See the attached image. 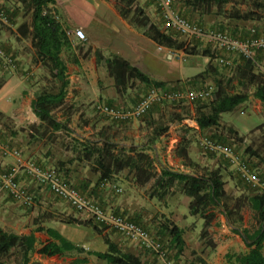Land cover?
Returning a JSON list of instances; mask_svg holds the SVG:
<instances>
[{
  "label": "trees",
  "instance_id": "16d2710c",
  "mask_svg": "<svg viewBox=\"0 0 264 264\" xmlns=\"http://www.w3.org/2000/svg\"><path fill=\"white\" fill-rule=\"evenodd\" d=\"M18 1L22 10H24V13L28 15V19L21 22L18 25L17 30L22 36L30 38L31 46L35 52L33 61H39L41 65L49 67V75L51 79H54L57 82L56 86L52 89L43 88L36 90L32 100L33 112L39 120V124L35 127L36 132L41 137L47 136V138L53 139L57 132L70 131V127L68 126L70 106L65 100L69 80L65 73V64L60 57L61 49L67 41L66 31L61 28L56 19L50 13L51 5H53L56 0ZM230 1L231 0H179V6H176L175 2L172 0V5L178 10L183 18L193 22L192 17L194 14L200 15L209 12L212 9H214L215 15H223L225 13V5L230 3ZM251 3L256 10L264 8V0H251ZM0 9L4 12L9 22V24L0 25L11 27L13 25V16L16 13L14 10L12 11V9L3 7L2 5H0ZM117 10L129 24L139 29L143 35L152 39L159 47L178 49L187 54L200 53L203 56L208 57L210 62L206 69L194 75L190 79V82L204 81L210 70L214 71L213 69H216L215 65L212 66L213 60L217 65L222 66L217 62V58L224 57L221 56V54L225 53V50L212 49L210 45L202 50L195 48V46L188 48L174 33L160 30L159 27L148 18L143 11V8L138 5L136 0H119ZM256 10L241 12L237 8H232V10L227 12V17L236 20H257V16H254ZM195 24L202 26L198 21H196ZM218 30L226 32L232 37L239 39L251 37L250 29L242 36H237L233 29L232 32H229L220 26ZM260 34L264 33L255 28L254 36ZM1 48L3 51L5 50L3 49L4 47ZM261 51L264 50L256 49L253 53ZM96 60L97 62L100 60L104 62L108 71V76L113 79L115 89L119 92L127 89L133 81L142 83L146 87L145 92L151 87L169 90L179 89L176 88L174 84L150 78L138 68L132 66L128 61L119 57L113 56L112 58H104L97 53ZM240 62V76L245 80V82L240 80V84L251 86L252 96L264 104V73L255 72L253 54L250 59L241 56ZM14 64L16 68L15 60ZM223 66L225 68L231 67L224 64ZM1 67L5 70L7 69L3 65ZM4 75H6L5 72ZM214 81V86L210 91V97H207L209 98L208 102L198 103L207 98L193 101L198 104L195 106L192 119L201 131L208 128H217L220 123L221 115L225 112L232 111L244 103L249 96L248 92L244 91L229 92L226 85L232 81L231 79L221 81L219 78L214 77ZM4 82L5 77L0 75V87ZM104 104L113 106L111 103ZM154 106H152L145 114H151L153 111H157L156 108L153 109ZM59 111H61V115L58 116ZM0 116L3 118L5 117L1 112ZM60 116H63L64 118H60ZM181 119L182 117L178 114H173L171 117L173 122L180 121ZM115 121L117 122L119 120ZM120 122L125 123L129 122V120ZM148 125L151 127L149 138L146 144L142 146L134 144L122 145L118 141H114L112 136L109 135L106 130H99L98 132L93 133V136H73L71 156L66 160H59L55 165L51 166L58 170L60 177L64 181L74 186L83 196L91 200L94 199L91 197L90 193L96 195L97 191L99 192V190L110 184L116 176L122 173H125V176L130 177L136 185L145 189L150 198L156 197L159 201H162L165 200L167 196L176 193L185 195L189 198L188 213L203 220V226L200 231V236L203 237V239L208 234V228L217 219L218 213L225 216L226 222L231 226V231L240 235L246 250L239 253L227 252L224 256L227 264H264V193H260L245 184L233 170L238 181L246 186L250 193L232 197V195L225 189V180L219 166L209 168L192 160L188 155V145L184 140L185 138H182V143L178 145L176 154L180 157L184 168H187L188 171L174 169L161 163L157 166L156 158L152 156L147 149H150L151 144H153L162 134L166 133L168 126L158 122V120H152ZM6 128V131L15 133V131L10 130L8 125ZM229 130L235 138L234 140L243 141L239 136L240 134L238 131L232 128H229ZM0 137L5 143L11 145L10 140L7 141L6 137L4 138L1 132ZM208 137L215 141L231 145L237 151L233 144L234 141L224 142L215 135ZM246 150L252 155H256V152L251 150L250 147L246 148ZM213 153L214 152H212V154ZM221 156L226 162H228L222 154ZM244 158L247 159V162H249L252 167L264 166V164H259L257 161L251 160V157ZM73 162H75V166L79 167L82 164L86 169L88 168L90 170L89 172L97 174L95 184L89 193L86 192L88 188L87 183H81L80 185L71 183L64 166L66 163ZM36 163L45 166L41 163ZM228 164L230 165L229 162ZM8 196L14 200L10 195ZM94 201L97 202L96 200ZM97 204L103 209H106L103 203L97 202ZM244 206H248L254 212L257 226L252 230L241 227L243 222L242 208ZM111 211L129 218L145 228L151 236L161 244L167 257L171 259L174 264H209L205 258L200 255L193 260H181L185 251V243L182 235L183 228L179 227L173 220L165 218V220L157 226L155 233H153L148 230L138 217H129L123 213L113 210ZM61 221L77 225L91 226L97 234L101 235L107 246L106 251H90L89 253L103 260L105 264H147L139 255L130 251L121 250L117 243L113 242L103 234L102 229L91 218L83 220L71 215ZM36 230H43V228L37 226ZM46 231L51 237L56 239L57 242L50 241L36 249L35 237L32 233L28 235H20L14 232L4 231L0 228V256L16 253L20 255V261L22 264H26L29 261L30 253L34 251L43 256H52L55 254H61L64 251L81 249L79 246L61 236L57 231L51 228L46 229ZM140 247L148 250L142 246ZM173 250L174 254L172 253ZM148 251L152 254V258L159 264L156 255L152 251Z\"/></svg>",
  "mask_w": 264,
  "mask_h": 264
},
{
  "label": "rangeland",
  "instance_id": "374dc122",
  "mask_svg": "<svg viewBox=\"0 0 264 264\" xmlns=\"http://www.w3.org/2000/svg\"><path fill=\"white\" fill-rule=\"evenodd\" d=\"M173 1L175 2L176 6H179V0ZM150 3L152 2L150 1ZM0 5L12 9V11L14 10V12L16 13L13 16L14 18L12 27L0 25V49H2L1 47H3L5 43L4 41L9 40V38H28L22 36V34L17 30L18 25L24 20L28 19V15L24 13V10H22L18 0H0ZM232 8H237L241 12L254 9L256 10V8L252 6L251 0H231L230 3L225 5V13L220 16L221 20L219 21L221 25H218L216 28L206 27L204 25L202 26L211 29H218L221 26V28L223 27L229 32H232V27H230V25L233 24V21L224 20L228 18L227 12L232 10ZM254 16H257V20H259L260 18L264 19V8L256 10ZM192 21L196 23L195 16L192 17ZM162 25L166 31L174 33L179 40H182L188 48H190L191 46H195V48L202 50L204 48H207L208 46L203 41L182 35L168 26L165 27L164 22H162L161 20V26ZM252 27L259 29V25L253 22H250L244 28H246V31H249V29ZM65 31L70 30L67 29ZM86 36L87 38H89V35ZM171 50L173 53L177 54L176 58L181 60V63L183 65L186 63L188 64V66H191L193 68L189 69V76L187 78L183 80H177L171 83L174 84L176 88L184 90H194L199 88L212 90L215 82V77L219 78L221 81H225L226 79L232 80L229 84L227 83L226 85V88L229 92H248L250 96L248 98V102H246V104L244 103L243 105H239L232 111L223 113L220 117V123L217 128H208L202 131H188L189 127L185 122V124L183 123L184 125H182L181 127L177 129L173 128L171 132H175L176 136L180 134H183V137L186 136L184 140L185 142H187L188 152L190 153L192 158L196 160L197 163L209 168L219 166L223 173V178L225 180V189L228 193L232 195V197L249 194L250 191L246 188V186H244L240 181H238L232 167L228 164V162H226L222 158L221 154L215 152L212 154V152L210 151H203V149L199 146V140L201 137L215 135L224 142L234 141L233 144L242 156L249 158L251 157V160H255L259 164H264V104L260 103L252 96L251 86L247 84H240V80L245 82L244 78L240 76L239 72V70H241V66L239 65L241 63L238 62L241 60L240 54L227 51L225 53H222L221 56H224L228 60H230V68L219 66L213 60L212 66L215 65L216 69H213L214 71L210 70L209 74L206 75V79L204 81L190 82V79L197 74L196 73L193 75V70L201 69L202 71L206 69L207 65L210 62L209 58L203 56L200 53L187 54L182 50H180L179 53L174 51L178 49ZM263 54L264 51L253 53V61L255 62L254 70L257 73H264ZM30 61L31 63L33 62L32 58L29 56L25 58V62L23 64H18L19 61L16 59V68H7L6 70L1 67L2 65L0 63V75H3L5 77L4 72L6 73V75H8L9 73L18 72L25 76V71L28 73L27 79L29 80V86L34 89V92L43 88H54L57 82L56 80L51 79L49 73H47L48 71H45L43 73L41 72L39 74H30L29 72L32 70V68L28 67L29 69H22V67L24 68L26 65L29 66ZM179 76L180 73L177 69V65L173 64V71L167 76V79L174 80L177 79ZM38 82L39 84L36 85ZM97 84L102 90L105 89L104 91L108 94H111L112 88L114 89L115 87L113 79L106 74L97 76ZM125 90H123L124 92H126L125 99L117 103H111L113 106L121 109L130 108L145 93L146 87L138 81H133L132 83H130V86L127 88V90ZM116 92L119 91L116 90ZM208 99L209 98L201 100L198 103H206L208 102ZM5 102H0V109H2V111L5 110ZM97 103L106 102L90 101L86 105H70V118L68 123L70 131H60L55 133V137H53V139L47 138V140L53 144V147L56 149V151L59 149H65L69 150V154H72L71 147L73 136H93V133L98 132L99 130H106V132H108L109 135L112 136V139L114 141H118L122 145L134 144L142 146L146 144L150 134V129L148 126L149 122H152V120H158V122L167 125L169 130V128L172 126L170 124L175 122L171 120L173 114L180 115L182 119H192L195 111V106L198 104L196 102H187L184 100L166 101L161 104H157L158 106H154L153 109L156 108L157 111H153V113L151 114L147 113L137 119H131L129 120V122L122 123L120 121L116 122L115 120L110 119L109 117L100 113L96 108ZM59 115H61V111L58 112V116ZM60 118L64 117L60 116ZM7 125H12L11 120L0 116V132L4 138L6 137V140L8 141L7 134L9 131H6ZM13 126L14 125H12V127ZM235 126L241 130L238 133L240 134L239 136L243 139V141L234 140L235 138L233 137L229 128L235 130ZM168 130L166 131V133L162 134L153 144H151L150 149L147 147V150L152 156L155 157L153 153V145L155 144L159 152L157 154V158L155 157L157 160V166L159 165V163H161L168 167L179 169V165L183 164L180 157L176 154V149L178 145L182 143V138H175L176 140L174 141L170 138L166 139L165 137L170 136L171 134L167 133ZM10 146L16 147L12 143ZM248 147H250L251 150L255 151L256 155H252L249 151H247L246 148ZM0 156L3 158L6 157L1 154ZM167 156H169V158H167ZM169 161L171 162V165L168 164ZM7 165L3 166L9 167L11 163H7ZM87 171L90 170L87 168ZM3 172L0 173V176ZM90 175L93 181H96L97 174L91 173ZM18 181L33 195V204L28 207L21 206L20 204L12 200L6 193L0 192V200H3V202H5L6 208L11 210H23L25 213H27V215L30 213L32 214L34 212L33 215L30 214L29 218V220L33 222H43L44 219L62 220L71 215L79 217L83 220L89 219V217H87L83 213L75 211L66 202H63V200L57 199L52 195L45 197V202L48 201L49 206H51L50 209H43V207L39 206L40 203H35L36 195L39 191L40 186L32 182L27 175L19 177ZM114 186L119 187L121 191L116 192L114 190ZM100 191L102 192L100 198L104 199V201L101 203H103L105 208L123 213L124 215H127L129 217L137 218V215H139L143 218L144 225L148 228L150 232L155 233L157 226H159V224L163 222L165 218L168 217L174 222L177 221L181 225L184 224V228L185 230H187V234H185V251L183 256L181 257V260H193L196 259L199 255L204 257L205 260L210 258L214 259V257L220 255L222 250H224L227 239L231 240V242L233 241L231 238L228 237L230 236V233L233 232H231L230 228H224L223 224H226V218L223 214L220 213H218L217 219L208 228V234L203 239V237L200 236V231L203 226V220L197 216H192L188 213L189 198L185 195L176 193L177 195L175 196V194H173L171 195L172 197L168 203L167 200L170 195L162 201H159L156 197L153 199V201H151L150 197L147 195V191L141 186L136 185L130 177L125 176V173L116 176L110 184L99 190V192ZM93 199L97 200L96 198ZM166 203L171 204L178 212L173 217H166L165 213H162V210L167 207ZM242 215V228H248L252 230L257 226L254 212L248 206H244L242 208ZM57 228L61 232V234L68 240L77 241L78 232L80 234L79 239L88 247L102 250L106 248V244L101 238L95 235L94 229L91 226L77 225L74 223H60L57 225ZM102 232L110 240L117 243L120 246L121 250L130 251L139 255L141 259H143V261H145V263L147 264H158L157 261L152 258V254L148 250L141 248L137 243L123 238L120 234H117L112 230H102ZM233 244L235 247L237 246L235 241H233ZM233 251L234 250H228V252L230 253H232ZM172 253L174 254V250L172 251ZM31 257L33 258V254ZM19 258V255H16L15 253H10L6 256H1L0 260L8 262L9 264H17ZM30 264L40 263L34 259V261H32Z\"/></svg>",
  "mask_w": 264,
  "mask_h": 264
},
{
  "label": "crops",
  "instance_id": "0c3cea01",
  "mask_svg": "<svg viewBox=\"0 0 264 264\" xmlns=\"http://www.w3.org/2000/svg\"><path fill=\"white\" fill-rule=\"evenodd\" d=\"M136 1L138 5L143 8V11L148 18L155 23L160 30L165 31L163 25L161 26L162 18L156 6H154L155 4L153 1L150 0L152 3L147 0ZM118 5L119 0H56L55 3L51 5L50 13L54 16L63 30H73L76 27H81L85 31L86 35H89V38L86 36L85 40L77 39L74 36H67V41L60 52V57L66 67L65 73L67 74L69 80L65 97L69 106L80 104L86 105L90 101L117 103L125 99L126 92H116L115 87L114 89L112 88L111 94L105 92V89L102 90L99 88L97 84V76L102 74L108 75V71L102 60L97 62V53L104 58H112L113 56H116L124 59L132 66H135L141 72L148 75L150 78L165 81L170 84L177 80L187 78L189 76V69H193L186 63L183 65L181 60L176 58L177 54L173 53L171 49L161 46L159 47L152 39L143 35L139 29L129 24L127 20L119 14L117 10ZM194 16L196 21L206 27L216 28L221 24L219 21L221 20V15H215L214 9L200 15L194 14ZM224 20L233 21V24L230 25V27L235 30L237 36H242L246 32V28L244 27L250 22L257 23L259 25V29L264 33L263 18H260L259 20H236L228 17ZM4 42V51L14 60L17 59L19 61L18 64H23L27 56L31 57L32 60L34 59L35 52L31 46L30 38H9V40H5ZM174 51L178 53L180 52V50ZM173 64L177 65L180 76L174 80L167 79V76L173 71ZM28 67L32 68L31 71L29 70L30 74H39L45 71H48L47 73H49L50 70V68L46 65H41L39 61H33L32 63L30 61L29 66L26 65L24 68L22 67V69H29ZM200 71L201 69L193 70V75ZM24 73L25 76L18 72L5 75V82L0 87V102L6 101L5 110L2 111V109H0V112L11 120V124L14 126L12 127L11 125L9 128L15 131V133L7 131L8 140L19 148L24 158L36 161L45 166L55 165L59 160L68 159L71 154H69V150L65 149H59L56 151L53 144L47 140V136L41 137L36 132L35 127L39 124V120L33 112V108L31 106L34 89L29 86V80L27 79L28 73L25 71ZM38 84L39 82L36 85ZM249 97L250 96H248V98ZM246 102H248V99L244 103L246 104ZM244 103H242V105ZM185 122L189 127L188 131L199 130L193 119L184 118L170 124L172 126L169 128L167 133L171 134L165 138H170L173 141L176 140L175 138H185L186 136L183 137V134L176 136L175 132H171L173 128L177 129L184 125ZM149 129H151L150 126ZM235 130L238 132L241 131L236 126ZM153 146V153L157 158V154L159 152L156 145L154 144ZM188 155L192 160H194L189 152ZM167 158H169V156H167ZM194 161L196 162V160ZM13 162L14 159L11 156H6L4 158L0 156V173L5 169H8L7 163L12 164ZM168 164L171 165V162L169 161ZM75 165V162L66 163L64 169L67 170L71 183H74L75 185L87 183L88 188L86 192L89 193L90 190H92L91 188L94 186L95 181H93L90 175L91 173L87 171L85 166L81 164L77 167ZM179 170L188 171V169L184 168L181 164L179 165ZM19 174V177L23 175L26 176L23 172H20ZM101 193L102 192L97 191L96 195L91 193L90 195L92 198H96V201L100 203L104 201V199L100 198ZM50 195L55 197L47 189L39 187L35 203H40L39 206L43 207V209H50L51 206H49V202H45V197ZM176 195L177 194H175V196ZM171 197V195L168 197L167 203L170 201ZM154 198L155 197L150 198V200L153 201ZM0 209V228L4 231L14 232L20 235H28L32 233L35 237L36 249L50 241L57 242L56 239L47 233L46 229L48 228L57 231L61 236H63L57 228L58 224L65 223L61 220L44 219L43 222H33L29 220L31 213L27 215V213L23 210L8 209L6 208L3 200H0ZM162 213H165L166 217H173L178 212L171 204H167V207L162 210ZM33 214L34 212L31 215ZM137 217L142 223H144L142 217L139 215H137ZM175 223L179 227L183 228L182 235L185 241V234H187V230H185L184 224L181 225L177 221H175ZM37 226H41L43 230H36ZM223 226L225 229L230 228L231 230V226L227 222L226 224H223ZM94 233L97 237L102 239L101 235L97 234L95 231ZM77 234V241H69L79 246L81 249L64 251L61 254H55L52 256H43L34 251L30 253L29 261L26 264H30L34 261V259L40 264H105L103 260L97 258L89 252H104L106 251L107 246L103 250L88 247L79 239L80 234L78 232ZM228 237L235 241L237 246L235 247L233 241L231 242V240L227 239L225 248L222 250L221 254L214 257V259L210 258L206 260L209 264H227L225 262L224 255L228 252V250H234L232 253H239L246 250L240 235L233 232L230 233V236ZM32 254L33 258L31 257ZM0 264L9 263L0 260ZM17 264H22L20 258Z\"/></svg>",
  "mask_w": 264,
  "mask_h": 264
},
{
  "label": "built area",
  "instance_id": "2783aa9c",
  "mask_svg": "<svg viewBox=\"0 0 264 264\" xmlns=\"http://www.w3.org/2000/svg\"><path fill=\"white\" fill-rule=\"evenodd\" d=\"M155 4L165 27H170L182 35L203 41L212 49H222L227 52L238 53L246 59L252 58L256 49L264 50V34L256 35L255 28H250L251 37L239 39L232 37L218 29L199 26L183 18L172 5V0H152ZM54 17V16H53ZM0 24H9L4 12L0 9ZM67 36L85 40L86 33L81 27L66 31ZM0 60L5 68H14V59L0 49ZM217 62L222 66H231L230 60L218 57ZM210 91L204 88L169 90L163 88H149L140 99L130 108L121 109L104 103H97V110L113 120L127 121L143 116L152 106L166 101L193 102L197 99L210 97ZM199 146L204 151L222 154L230 163L239 178L254 190L264 193V166L252 167L247 159L238 153L233 146L215 141L208 136L201 137ZM0 154L14 159L8 169L0 176V192L10 195L18 204L31 206L33 195L22 186L19 173L23 172L28 178L41 188L47 189L55 197L66 202L71 208L93 219L102 230H112L138 245L152 251L159 264H174L167 257L161 244L142 226L127 217L103 209L97 202L83 196L74 186L64 181L58 170L52 166H41L23 157L21 151L11 147L0 137ZM120 192L119 187H114Z\"/></svg>",
  "mask_w": 264,
  "mask_h": 264
}]
</instances>
